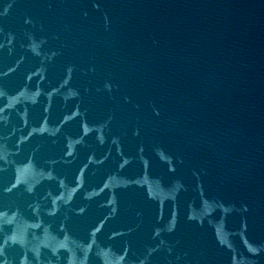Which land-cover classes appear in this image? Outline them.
<instances>
[{
  "label": "water",
  "instance_id": "water-1",
  "mask_svg": "<svg viewBox=\"0 0 264 264\" xmlns=\"http://www.w3.org/2000/svg\"><path fill=\"white\" fill-rule=\"evenodd\" d=\"M0 264H264V0H0Z\"/></svg>",
  "mask_w": 264,
  "mask_h": 264
}]
</instances>
